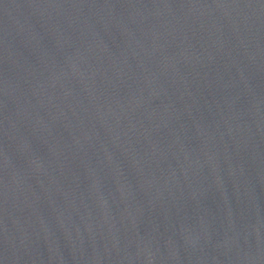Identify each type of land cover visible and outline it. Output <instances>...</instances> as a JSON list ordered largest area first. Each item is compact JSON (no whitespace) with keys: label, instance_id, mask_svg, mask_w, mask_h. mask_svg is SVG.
Segmentation results:
<instances>
[{"label":"water","instance_id":"obj_1","mask_svg":"<svg viewBox=\"0 0 264 264\" xmlns=\"http://www.w3.org/2000/svg\"><path fill=\"white\" fill-rule=\"evenodd\" d=\"M0 264H264V0H0Z\"/></svg>","mask_w":264,"mask_h":264}]
</instances>
